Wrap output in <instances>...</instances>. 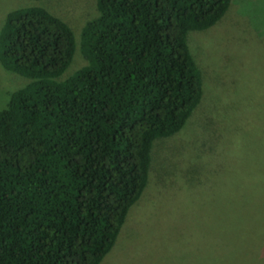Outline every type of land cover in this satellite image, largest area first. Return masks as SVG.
<instances>
[{"label": "trees", "instance_id": "trees-1", "mask_svg": "<svg viewBox=\"0 0 264 264\" xmlns=\"http://www.w3.org/2000/svg\"><path fill=\"white\" fill-rule=\"evenodd\" d=\"M233 0H97L73 28L9 12L0 64L30 82L0 110V264H101L144 193L158 139L201 105L188 37ZM79 49L86 64L64 77Z\"/></svg>", "mask_w": 264, "mask_h": 264}, {"label": "rangeland", "instance_id": "rangeland-1", "mask_svg": "<svg viewBox=\"0 0 264 264\" xmlns=\"http://www.w3.org/2000/svg\"><path fill=\"white\" fill-rule=\"evenodd\" d=\"M39 6L79 44L97 0H0ZM188 44L203 73L201 105L177 135L158 139L148 185L101 264H264V0H233ZM86 64L79 49L64 77ZM30 80L0 64V110Z\"/></svg>", "mask_w": 264, "mask_h": 264}]
</instances>
